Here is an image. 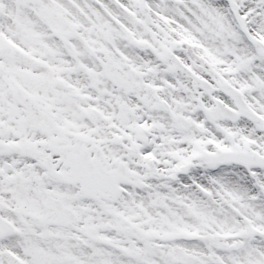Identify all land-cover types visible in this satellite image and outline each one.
Returning a JSON list of instances; mask_svg holds the SVG:
<instances>
[{"label": "snow or ice", "instance_id": "6c2138e0", "mask_svg": "<svg viewBox=\"0 0 264 264\" xmlns=\"http://www.w3.org/2000/svg\"><path fill=\"white\" fill-rule=\"evenodd\" d=\"M0 264H264V0H0Z\"/></svg>", "mask_w": 264, "mask_h": 264}]
</instances>
